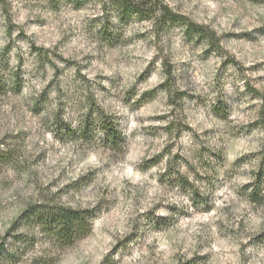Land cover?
I'll return each instance as SVG.
<instances>
[{
  "label": "clouds",
  "instance_id": "9594fccd",
  "mask_svg": "<svg viewBox=\"0 0 264 264\" xmlns=\"http://www.w3.org/2000/svg\"><path fill=\"white\" fill-rule=\"evenodd\" d=\"M0 202V264H264V0H0Z\"/></svg>",
  "mask_w": 264,
  "mask_h": 264
},
{
  "label": "rangeland",
  "instance_id": "374dc122",
  "mask_svg": "<svg viewBox=\"0 0 264 264\" xmlns=\"http://www.w3.org/2000/svg\"><path fill=\"white\" fill-rule=\"evenodd\" d=\"M192 23L195 24L194 21ZM233 23H236V21L234 20ZM150 118L151 119H163V117H150ZM235 150L242 151V148L240 146H236L235 147ZM245 155H248V154L245 153ZM241 159H243V157H241ZM89 172H95V169H89ZM5 211H7V209L5 208V206L3 205V203L0 202V214L4 213ZM86 241L88 242L87 245H86L87 247H91L92 244L94 243L93 241H89V237L88 236H86L85 238H83L81 240V243H84ZM67 264H77L76 258L70 256L68 258Z\"/></svg>",
  "mask_w": 264,
  "mask_h": 264
},
{
  "label": "trees",
  "instance_id": "16d2710c",
  "mask_svg": "<svg viewBox=\"0 0 264 264\" xmlns=\"http://www.w3.org/2000/svg\"><path fill=\"white\" fill-rule=\"evenodd\" d=\"M194 25H195V24H194ZM196 26L199 27V25H196ZM85 237H86V236H84L83 238H85ZM83 238H82V239H83Z\"/></svg>",
  "mask_w": 264,
  "mask_h": 264
}]
</instances>
